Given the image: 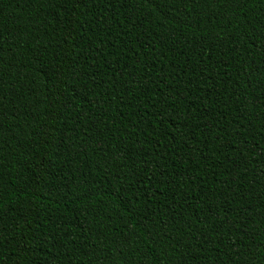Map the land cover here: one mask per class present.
Wrapping results in <instances>:
<instances>
[{"label": "trees", "instance_id": "obj_1", "mask_svg": "<svg viewBox=\"0 0 264 264\" xmlns=\"http://www.w3.org/2000/svg\"><path fill=\"white\" fill-rule=\"evenodd\" d=\"M262 253L264 0H0V264Z\"/></svg>", "mask_w": 264, "mask_h": 264}, {"label": "snow or ice", "instance_id": "obj_2", "mask_svg": "<svg viewBox=\"0 0 264 264\" xmlns=\"http://www.w3.org/2000/svg\"><path fill=\"white\" fill-rule=\"evenodd\" d=\"M248 2H250V0H228V3H232V4H235V3H248ZM169 106L171 107V105H169ZM160 115H163V114H160ZM262 255H264V253H262ZM262 264H264V262H262Z\"/></svg>", "mask_w": 264, "mask_h": 264}]
</instances>
